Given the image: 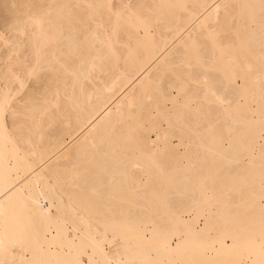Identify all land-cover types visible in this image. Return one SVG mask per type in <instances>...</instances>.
<instances>
[{
  "label": "bare ground",
  "instance_id": "6f19581e",
  "mask_svg": "<svg viewBox=\"0 0 264 264\" xmlns=\"http://www.w3.org/2000/svg\"><path fill=\"white\" fill-rule=\"evenodd\" d=\"M7 2L0 264H264V0Z\"/></svg>",
  "mask_w": 264,
  "mask_h": 264
},
{
  "label": "rangeland",
  "instance_id": "374dc122",
  "mask_svg": "<svg viewBox=\"0 0 264 264\" xmlns=\"http://www.w3.org/2000/svg\"><path fill=\"white\" fill-rule=\"evenodd\" d=\"M6 1V0H5ZM8 1V0H7ZM6 1V4L4 3V5L1 7V9H0V26L2 25H4L5 26V24L6 23H9V17H8V11L7 10H5L6 9V7L8 8V6H9V4H8V2ZM8 5V6H7ZM5 7V8H4ZM7 25V24H6Z\"/></svg>",
  "mask_w": 264,
  "mask_h": 264
}]
</instances>
